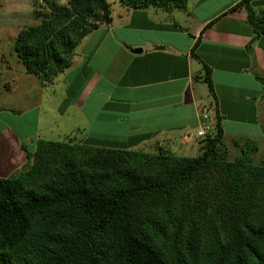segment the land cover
<instances>
[{"label": "trees", "instance_id": "trees-1", "mask_svg": "<svg viewBox=\"0 0 264 264\" xmlns=\"http://www.w3.org/2000/svg\"><path fill=\"white\" fill-rule=\"evenodd\" d=\"M118 1L186 11L190 0ZM49 6L50 13L14 42L26 71L43 85L72 65L86 36L113 20L109 0ZM240 8L253 28L247 50L255 57L264 6L240 0L231 11ZM199 41L191 51L198 59ZM254 74L264 84V76ZM202 79L216 101L213 70L204 62ZM212 107V130L201 138L197 156L39 140L19 172L0 177V264H264V162L253 164L245 149L235 161L227 159L223 116ZM250 141L247 148L256 150L258 142ZM212 175L223 180L222 188L207 200L227 234L206 241L190 225L191 203H203L200 183Z\"/></svg>", "mask_w": 264, "mask_h": 264}, {"label": "crops", "instance_id": "crops-1", "mask_svg": "<svg viewBox=\"0 0 264 264\" xmlns=\"http://www.w3.org/2000/svg\"><path fill=\"white\" fill-rule=\"evenodd\" d=\"M239 1L190 0L186 11L116 3L112 22L86 36L75 50L72 65L51 84H41L53 93L61 91L54 112L73 124L54 133L75 139L73 131L77 130L83 137L74 142L185 156L195 149L200 153L196 131L202 112L206 106H217L223 116L224 140L227 136L232 141L262 138L258 126L264 84L254 72L264 76V37L254 42L253 57L247 50L254 35L247 10L231 11ZM253 4L263 7L264 0H253ZM198 38L195 53L200 59L191 52ZM201 60L213 70L216 101L202 85L207 86ZM1 68L10 69V63ZM33 80L26 76L25 84ZM41 85H30L27 90L25 109L19 111L23 117L18 120L20 131L11 124V116H17L15 108L0 104L1 178L19 172L39 140H52L40 135L33 138L23 131L32 126L28 107ZM4 92L0 90V95ZM41 103L36 101V105ZM47 108L41 104L38 122L45 121ZM3 111L9 115L4 117ZM25 141L34 148L29 149Z\"/></svg>", "mask_w": 264, "mask_h": 264}, {"label": "rangeland", "instance_id": "rangeland-1", "mask_svg": "<svg viewBox=\"0 0 264 264\" xmlns=\"http://www.w3.org/2000/svg\"><path fill=\"white\" fill-rule=\"evenodd\" d=\"M109 1L112 3L113 7L120 3L118 0ZM50 2H56L59 6H65L67 4V0H0V90L5 91L2 95H0V104L5 105V103H7L9 104V106H11L12 104V108H15L13 109V112L17 116H11V120L13 119L11 124L13 127H19V131L22 130V127L18 125V120L23 119L19 111L22 107L23 109H25L24 105H26V101L24 98L27 95V90L30 89L31 86L35 87L36 84L41 85L43 82L40 80V78L38 79V77L34 76V74H28L24 64L19 60L16 54V51L14 49V42L17 35L22 29H26L31 25H38L44 18V15L50 13ZM114 11L115 9H113V12ZM5 62L10 63V69L6 68L5 70H2L1 67L2 65H5ZM26 76H31L34 79L28 85L25 84ZM202 85L208 88V86H206L205 84ZM6 86L8 87V89L13 86L14 90L8 91L6 89ZM55 87L57 86L55 85ZM37 88H40V91H34L31 100L32 107H28V116L32 126L23 128V131L28 133L29 136L33 138L40 135V137H43L45 139H52L54 141H79L83 137V133L77 130L73 131V135L76 137L75 139L74 137L68 139L67 136H59L54 133H61L63 126L65 125L73 126V124L71 123L67 124L66 119L58 117V114L54 112L56 101L62 98L61 93H59L61 91H59L58 93H53L51 88L47 86H44L43 88L42 85ZM45 99L47 100V102ZM40 100H43V103L41 104H44L45 107L48 106L46 110H43L45 121L41 120L42 123L38 122V118H36L37 113L39 116V108L41 106V104L36 105V101ZM8 115L9 113L3 111L4 117H7ZM71 115L72 114L69 113L66 117L70 118ZM55 119L58 120V122H53ZM59 123L61 124L62 128L59 126ZM260 124L258 126V129L262 131V138H254L258 142L256 150L247 148H252V146L254 145V142H248L249 139H239L236 141H232L230 137H226V139L224 140V144L221 145V148L226 150L227 159L229 161H235L236 159L240 158L243 153L242 150L245 149V152H249L253 164L258 165L264 162V105H262ZM53 125L54 129L52 128ZM261 126L263 127V129ZM19 131L17 132L20 134ZM25 144L29 149L34 148L33 145L27 144L26 141ZM154 153L159 152L157 151ZM198 154L199 153L197 149H195L194 153H191L190 151V153H186L185 156H197ZM203 180L200 183V189L205 193V196L201 200V202L203 201V203H191L194 207L191 216L194 217V223H190V225L195 229H200L202 239H205L206 241L225 238L227 232L224 219H222L221 214L216 213V210L212 206H210V201L207 200L208 197H211V195H213L211 193L212 190H214L215 193L222 188L221 184L223 180H221L220 177H214L213 175L211 177H208L207 179L203 178ZM260 202L261 205H264V191H261L260 193ZM206 218H208V220H206Z\"/></svg>", "mask_w": 264, "mask_h": 264}, {"label": "built area", "instance_id": "built-area-1", "mask_svg": "<svg viewBox=\"0 0 264 264\" xmlns=\"http://www.w3.org/2000/svg\"><path fill=\"white\" fill-rule=\"evenodd\" d=\"M207 107L202 112V122L196 131V135L199 138L205 137L212 130L211 113Z\"/></svg>", "mask_w": 264, "mask_h": 264}, {"label": "water", "instance_id": "water-1", "mask_svg": "<svg viewBox=\"0 0 264 264\" xmlns=\"http://www.w3.org/2000/svg\"><path fill=\"white\" fill-rule=\"evenodd\" d=\"M138 51L140 52V51H141V49H138V50H136V52H138Z\"/></svg>", "mask_w": 264, "mask_h": 264}]
</instances>
